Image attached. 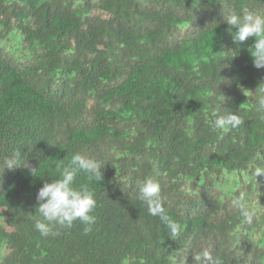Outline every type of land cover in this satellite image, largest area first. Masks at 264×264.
Segmentation results:
<instances>
[{"label":"trees","instance_id":"obj_1","mask_svg":"<svg viewBox=\"0 0 264 264\" xmlns=\"http://www.w3.org/2000/svg\"><path fill=\"white\" fill-rule=\"evenodd\" d=\"M192 4L0 0V264H180L181 249L185 264L204 249L222 264H264V175L250 167L264 157L253 109L264 68L254 38L234 43L224 19L264 14V0ZM214 111L243 123L213 131ZM16 150L23 159L5 167ZM77 152L102 166L95 223L41 236L37 192L53 161ZM153 173L176 238L137 199L135 181ZM240 195L251 224L232 205Z\"/></svg>","mask_w":264,"mask_h":264},{"label":"clouds","instance_id":"obj_2","mask_svg":"<svg viewBox=\"0 0 264 264\" xmlns=\"http://www.w3.org/2000/svg\"><path fill=\"white\" fill-rule=\"evenodd\" d=\"M197 4L198 0H193L192 7L196 8ZM188 11L191 13V10ZM224 19L230 26L229 32L232 34L234 43L238 44L250 37L254 38V43L250 48L252 63L257 69L264 68V14L256 9L245 7L239 13L230 11ZM233 28L235 31H232ZM232 52L237 54L235 51ZM221 67L224 65L220 64V69ZM255 95L256 101L253 109L258 118L264 122V83L257 88ZM212 116H214L213 131L218 130L221 134L235 129L243 123L242 118L232 111L225 114L214 111ZM21 159L23 157L20 150H16L5 167L12 168ZM250 167L251 175L257 182V177L264 175V157L257 155ZM53 168L55 175L49 181L44 182L36 195L38 202L36 208L39 216L35 221V229L41 236H47L53 232L56 226L71 228L74 222L79 221L84 225L83 233L87 235L95 223L96 218L93 213L97 206L95 191L90 185L103 180L101 163L93 157L77 152L71 156L68 163L54 160ZM34 170L32 169V175H34ZM80 174L86 177L87 183L77 184ZM135 185L137 199L146 206L148 213L159 217L169 237L179 236L182 225L170 216L163 206L160 195L161 188L156 173L137 179ZM232 205L239 210L245 223L253 222L256 213L250 208L243 195L235 197L232 200ZM186 251L187 249L177 251L176 260H179L180 264H185ZM192 255L194 264H222L219 258L213 259L207 249Z\"/></svg>","mask_w":264,"mask_h":264}]
</instances>
